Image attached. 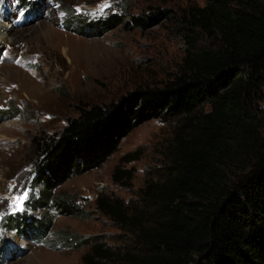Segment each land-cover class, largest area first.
Returning a JSON list of instances; mask_svg holds the SVG:
<instances>
[{"label":"trees","instance_id":"16d2710c","mask_svg":"<svg viewBox=\"0 0 264 264\" xmlns=\"http://www.w3.org/2000/svg\"><path fill=\"white\" fill-rule=\"evenodd\" d=\"M68 14L78 27L86 21ZM126 17L114 14L96 27L144 28L150 20ZM175 23L185 54L170 80L84 107L60 133L33 137L40 193L26 211L8 215L4 228L42 240L55 213L92 216L76 196L55 190L101 167L135 127L158 119L174 124L162 165L147 171L129 200L99 195L98 210L120 233L113 243L68 237L90 247L80 264H264V0H207ZM132 177L119 166L113 174L129 187Z\"/></svg>","mask_w":264,"mask_h":264},{"label":"rangeland","instance_id":"374dc122","mask_svg":"<svg viewBox=\"0 0 264 264\" xmlns=\"http://www.w3.org/2000/svg\"><path fill=\"white\" fill-rule=\"evenodd\" d=\"M206 1L0 0V264H80L90 247L70 245V236L102 235L113 243L120 231L98 210L99 195L135 197L146 184L147 171L162 165L174 124L158 119L140 124L101 167L55 190L76 196L92 216L55 213L42 240L7 230L2 222L14 214L10 205L15 196L28 191L26 211L27 201L40 193L33 137L60 133L84 107L119 100L139 87L165 84L178 72L185 54L175 19ZM105 3L110 7L100 14ZM69 9L86 20L79 31L72 30L79 27L71 24ZM114 14L150 20L144 28L125 22L109 30L96 27ZM127 154L139 156L123 160ZM118 166L133 173L130 187L125 180L114 181ZM43 212L29 211L37 218Z\"/></svg>","mask_w":264,"mask_h":264},{"label":"snow or ice","instance_id":"6c2138e0","mask_svg":"<svg viewBox=\"0 0 264 264\" xmlns=\"http://www.w3.org/2000/svg\"><path fill=\"white\" fill-rule=\"evenodd\" d=\"M110 5L108 3H105L100 8V14H103L104 9L109 8ZM22 14V13H21ZM93 16L97 15V13H92ZM29 193L28 191H24L22 195L15 196L11 201V211L13 213L20 212L24 210V203L28 199Z\"/></svg>","mask_w":264,"mask_h":264}]
</instances>
